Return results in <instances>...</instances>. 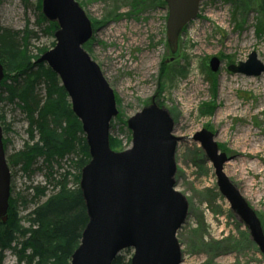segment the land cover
I'll use <instances>...</instances> for the list:
<instances>
[{
	"label": "rangeland",
	"instance_id": "obj_1",
	"mask_svg": "<svg viewBox=\"0 0 264 264\" xmlns=\"http://www.w3.org/2000/svg\"><path fill=\"white\" fill-rule=\"evenodd\" d=\"M36 1L0 0V27L36 32L30 38L32 54L40 48L49 50L55 41L36 25ZM76 1L90 21L97 22L86 52L114 91L117 110L127 119L155 97L173 119L172 134L182 138L176 146L174 175L176 190L188 202L184 223L176 235L181 245L180 264H264L247 227L219 194L203 149L190 139L202 128L214 134L216 143L223 146L219 150L229 158L224 173L254 209L264 231V74L246 76L227 70L228 64L245 61L251 51L264 64V0L259 13L255 8L236 12L226 0H202L197 17L182 31L174 55L166 42L167 7L161 2L152 0L145 9L134 12L131 0ZM171 56L175 59L165 62ZM210 56L221 61L216 73H210L206 65ZM163 62L165 68L161 67ZM173 68L182 73L172 74ZM161 72L164 80L159 83ZM210 101L215 106L213 113L202 114L200 105ZM0 113L10 127L7 133L2 130L7 160L27 141L26 123L21 112L7 102L0 101ZM109 136L120 143L116 151L130 147L131 132L119 121H113ZM9 170L13 197L20 194L29 199L31 187L45 183L44 170L35 169L30 174L18 166ZM69 185L75 183L70 180ZM52 191L50 184L46 194ZM33 208L30 200L19 204L24 228L36 227L26 219ZM218 241L225 244L217 249ZM125 250L121 253L130 257L132 249ZM2 256V264H26L11 250Z\"/></svg>",
	"mask_w": 264,
	"mask_h": 264
},
{
	"label": "water",
	"instance_id": "obj_2",
	"mask_svg": "<svg viewBox=\"0 0 264 264\" xmlns=\"http://www.w3.org/2000/svg\"><path fill=\"white\" fill-rule=\"evenodd\" d=\"M202 0H164L166 42L171 55L178 49L183 28L197 17ZM41 12L55 21V44L37 62H45L58 76L73 114L81 123L90 159L80 171L79 188L88 221L70 264H111L132 249L130 264H180L177 231L184 223L188 202L175 188V151L182 139L172 134L173 119L154 98L126 119L130 147L116 151L109 145L111 120L117 115L115 93L99 65L83 48L91 38V21L76 0H41ZM171 56L165 62L172 61ZM217 56L206 65L211 73L220 66ZM227 70L246 76L264 74V64L251 51L247 59L228 64ZM4 76L0 62V84ZM0 125V223L7 221L10 170ZM190 139L203 149L212 165L219 194L248 229L264 256V231L254 209L224 173L228 161L214 134L202 128ZM264 262V260H263Z\"/></svg>",
	"mask_w": 264,
	"mask_h": 264
},
{
	"label": "trees",
	"instance_id": "obj_3",
	"mask_svg": "<svg viewBox=\"0 0 264 264\" xmlns=\"http://www.w3.org/2000/svg\"><path fill=\"white\" fill-rule=\"evenodd\" d=\"M226 1L234 5L236 12L250 8H255L257 13L263 10V0ZM151 2L152 0H131L130 6L137 12L145 9ZM157 2L165 6L164 0H156L155 3ZM35 8L38 12L36 25L42 27L44 33L54 37L57 23L43 16L41 0L36 1ZM96 24L95 20H91L92 28ZM186 27L187 25L183 30ZM33 36H36V32L28 28L12 30L0 27V62L4 71L0 84V101L13 105L21 112L28 137L20 150L7 157V164L9 168L18 166L24 174H30L35 169L45 171V183L32 186L33 193L29 199L20 194L13 197L12 186L10 188L7 221L5 224L0 223V264L5 250H11L26 264H70L71 254L78 246L81 232L88 221L79 179L80 171L89 161L90 155L81 123L71 110L58 76L45 62L36 61L47 49H37V54L30 52V38ZM89 43L90 39L83 45L86 51ZM54 44L55 41L51 43V47ZM161 67H166L164 62ZM163 72L167 74L168 70ZM163 72L160 73L159 83L164 80ZM170 72L181 74L182 70L173 68ZM212 91L214 92L213 87ZM115 99L118 106L116 95ZM156 103L162 106L160 102ZM200 107L202 114L207 115H211L215 109L212 101L204 102ZM3 117L0 113L1 128L7 133L10 127L4 123ZM114 120L126 127V119L120 110L111 120L110 126ZM6 144L7 140L3 138L4 150ZM109 145L115 150L120 143L109 136ZM218 146L223 149V146ZM201 161L205 163L203 159ZM65 162L67 165L63 168ZM70 180L75 183L74 186L69 185ZM50 184L53 191L47 195ZM42 198L44 200L41 201ZM29 200L33 201L34 208L27 213L26 219L35 228H24L20 224L19 204L25 205ZM221 243L225 244L223 241L216 242L217 249L221 248ZM130 257L120 252L111 264H130Z\"/></svg>",
	"mask_w": 264,
	"mask_h": 264
},
{
	"label": "flooded vegetation",
	"instance_id": "obj_4",
	"mask_svg": "<svg viewBox=\"0 0 264 264\" xmlns=\"http://www.w3.org/2000/svg\"><path fill=\"white\" fill-rule=\"evenodd\" d=\"M173 58L175 59V56H173ZM174 59H173V60H174ZM154 100H155V97H154ZM155 102H156V100H155Z\"/></svg>",
	"mask_w": 264,
	"mask_h": 264
},
{
	"label": "bare ground",
	"instance_id": "obj_5",
	"mask_svg": "<svg viewBox=\"0 0 264 264\" xmlns=\"http://www.w3.org/2000/svg\"><path fill=\"white\" fill-rule=\"evenodd\" d=\"M248 141H249V139H248Z\"/></svg>",
	"mask_w": 264,
	"mask_h": 264
}]
</instances>
